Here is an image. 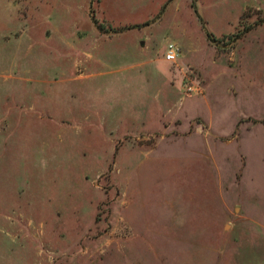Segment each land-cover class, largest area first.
Here are the masks:
<instances>
[{
    "label": "rangeland",
    "instance_id": "1",
    "mask_svg": "<svg viewBox=\"0 0 264 264\" xmlns=\"http://www.w3.org/2000/svg\"><path fill=\"white\" fill-rule=\"evenodd\" d=\"M0 264H264V0H0Z\"/></svg>",
    "mask_w": 264,
    "mask_h": 264
},
{
    "label": "built area",
    "instance_id": "2",
    "mask_svg": "<svg viewBox=\"0 0 264 264\" xmlns=\"http://www.w3.org/2000/svg\"><path fill=\"white\" fill-rule=\"evenodd\" d=\"M177 56H178V48L174 44L168 43L166 47V51L163 55L164 60L169 62H174L177 59Z\"/></svg>",
    "mask_w": 264,
    "mask_h": 264
}]
</instances>
